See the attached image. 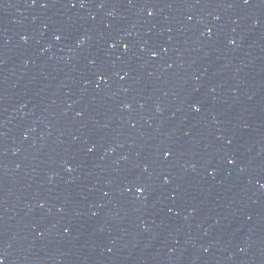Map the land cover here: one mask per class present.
Wrapping results in <instances>:
<instances>
[{"label": "water", "instance_id": "1", "mask_svg": "<svg viewBox=\"0 0 264 264\" xmlns=\"http://www.w3.org/2000/svg\"><path fill=\"white\" fill-rule=\"evenodd\" d=\"M0 264H264V50L211 0H0Z\"/></svg>", "mask_w": 264, "mask_h": 264}]
</instances>
